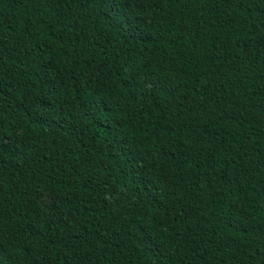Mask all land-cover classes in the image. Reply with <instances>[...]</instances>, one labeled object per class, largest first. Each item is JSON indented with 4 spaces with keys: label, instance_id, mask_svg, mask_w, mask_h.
Returning a JSON list of instances; mask_svg holds the SVG:
<instances>
[{
    "label": "trees",
    "instance_id": "1",
    "mask_svg": "<svg viewBox=\"0 0 264 264\" xmlns=\"http://www.w3.org/2000/svg\"><path fill=\"white\" fill-rule=\"evenodd\" d=\"M0 264H264V0H0Z\"/></svg>",
    "mask_w": 264,
    "mask_h": 264
},
{
    "label": "rangeland",
    "instance_id": "2",
    "mask_svg": "<svg viewBox=\"0 0 264 264\" xmlns=\"http://www.w3.org/2000/svg\"><path fill=\"white\" fill-rule=\"evenodd\" d=\"M44 201L46 202V203H48L50 200H49V198H48V196H46L45 198H44Z\"/></svg>",
    "mask_w": 264,
    "mask_h": 264
}]
</instances>
